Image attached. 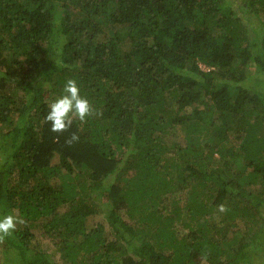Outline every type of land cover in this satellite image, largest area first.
<instances>
[{
	"label": "trees",
	"instance_id": "obj_1",
	"mask_svg": "<svg viewBox=\"0 0 264 264\" xmlns=\"http://www.w3.org/2000/svg\"><path fill=\"white\" fill-rule=\"evenodd\" d=\"M261 208L264 0H0L1 264H249Z\"/></svg>",
	"mask_w": 264,
	"mask_h": 264
},
{
	"label": "clouds",
	"instance_id": "obj_2",
	"mask_svg": "<svg viewBox=\"0 0 264 264\" xmlns=\"http://www.w3.org/2000/svg\"><path fill=\"white\" fill-rule=\"evenodd\" d=\"M48 108L49 111L44 119L50 122V130L54 133L66 132L74 119L84 123L87 117L99 114L89 100L81 96L77 82L71 78L63 86L62 94L49 102ZM78 140L79 136L72 133L65 143L71 145ZM218 211L225 212L227 209L221 204L218 206ZM25 223L22 217L13 214L0 217V243L17 229V225Z\"/></svg>",
	"mask_w": 264,
	"mask_h": 264
},
{
	"label": "rangeland",
	"instance_id": "obj_3",
	"mask_svg": "<svg viewBox=\"0 0 264 264\" xmlns=\"http://www.w3.org/2000/svg\"><path fill=\"white\" fill-rule=\"evenodd\" d=\"M259 213L261 215H264V208H261L260 211H259ZM183 215H184L183 217L185 218L187 216V213L184 211L183 212ZM214 216H215V220L216 221H219L221 215H220V213L217 214V210L214 211ZM100 218L101 217L99 215H96L95 217L89 218V220H91V219L98 220ZM263 218H262V222L260 223L261 226L256 227L257 231H259L262 228V225L264 224V219ZM32 242L34 244L40 246V248H44L45 249V253H48V254L50 253L52 256L55 255L54 253H52V251H53L52 245L46 239H43L40 236V233L39 232H36L35 239ZM257 245L258 244L255 243L252 247L253 248H256V249H253L254 251H250V252L247 253V256H248V259H249V264H264V247L262 248V246H257ZM2 246L4 247V245H2ZM2 246L0 245V248ZM2 258H3V256H1V258H0V264L3 261ZM202 264H206V263L205 262H202Z\"/></svg>",
	"mask_w": 264,
	"mask_h": 264
}]
</instances>
